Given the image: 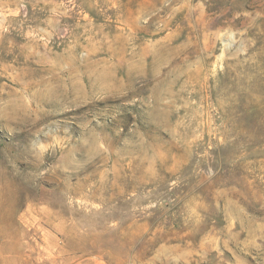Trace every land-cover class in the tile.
<instances>
[{"label":"rangeland","instance_id":"obj_1","mask_svg":"<svg viewBox=\"0 0 264 264\" xmlns=\"http://www.w3.org/2000/svg\"><path fill=\"white\" fill-rule=\"evenodd\" d=\"M0 264H264V0H0Z\"/></svg>","mask_w":264,"mask_h":264}]
</instances>
